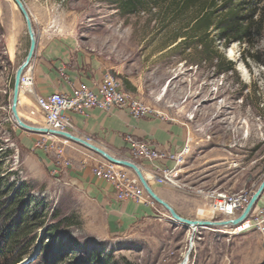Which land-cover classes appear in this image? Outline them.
Masks as SVG:
<instances>
[{"label": "rangeland", "instance_id": "rangeland-1", "mask_svg": "<svg viewBox=\"0 0 264 264\" xmlns=\"http://www.w3.org/2000/svg\"><path fill=\"white\" fill-rule=\"evenodd\" d=\"M23 2L33 20L37 39L44 29L49 34L77 40L111 63L123 64L128 75L150 89L143 97L129 92L156 112L153 115L159 111L148 101L160 105L167 116L185 124L188 146L178 167L184 187L176 189L196 202L206 201L197 192L201 187L230 192L247 189L252 193L258 188L264 179V0H255L257 17L263 21L258 35L251 41L220 37L216 24L227 15L223 9L215 13L216 24L210 29L208 39L186 51L176 47L182 38L177 42L172 38L181 29L186 30L198 6L172 21V11L164 9L165 6L149 5L140 11L125 13L119 0ZM246 6L243 5L244 10ZM244 10L241 14H248L250 9ZM204 43L210 45L207 54L202 53ZM29 47L26 23L17 4L14 0H0L3 176L6 183L27 182L33 196L49 200L45 224L53 222V209L63 215L77 216L80 223L69 228L61 240H75L80 244L73 249L75 258L70 257L72 251L68 250L62 264H68L70 258L78 264L92 245L102 246L113 260L133 264H179L189 247L188 264H264V238L256 230L236 234L224 227L206 226L194 231L173 220L162 205L163 213L139 220L118 234L89 229L67 193L60 196L56 178L49 174L39 178V145H36L39 133L25 130L13 117L15 76ZM215 52L233 70L223 71ZM210 53L214 55L213 60L206 57ZM33 61L34 57L24 75L33 76ZM34 96V86L23 88L21 81L20 116L26 123L39 126V116L30 114L35 105ZM156 98H159L157 104L152 102ZM193 207L197 210L198 205ZM207 215L209 219L203 220H211L216 213L210 210ZM30 231L1 256L0 264H48L51 257L48 244L52 239L44 236L45 225L39 226L38 220Z\"/></svg>", "mask_w": 264, "mask_h": 264}, {"label": "crops", "instance_id": "crops-1", "mask_svg": "<svg viewBox=\"0 0 264 264\" xmlns=\"http://www.w3.org/2000/svg\"><path fill=\"white\" fill-rule=\"evenodd\" d=\"M37 23L39 24V17ZM31 68L35 95L70 93L81 84L97 90L107 74L116 77L125 89L139 96L143 97L150 90L148 86L128 75L123 64L111 63L83 47L77 40L64 35L49 34L44 29L38 34ZM35 99L34 96V101ZM152 102L157 104L159 98ZM147 103L161 114L137 118L126 108L113 107L91 108L85 113L69 110L66 116L74 124L75 135L104 148L115 157L131 158L126 140L128 135L146 141L162 151H181L188 137L185 124L167 116L160 105L155 106L149 101ZM39 126H45L44 118L40 114ZM102 159L99 154L81 144L63 137L39 133V178L48 174L56 178L60 196L67 193L89 229L118 234L128 230L139 220L163 213L162 206L155 200V205L149 202L119 200L114 185L96 176L93 171ZM135 162L151 180L152 165L138 159ZM164 163L172 165L170 161ZM150 183L155 192L182 216L209 219L207 213L210 210L206 201L193 202V198L174 187L158 184L156 180H151ZM195 204L198 205L197 210L193 207ZM259 204L264 205V193ZM262 246L264 249V243Z\"/></svg>", "mask_w": 264, "mask_h": 264}, {"label": "built area", "instance_id": "built-area-1", "mask_svg": "<svg viewBox=\"0 0 264 264\" xmlns=\"http://www.w3.org/2000/svg\"><path fill=\"white\" fill-rule=\"evenodd\" d=\"M22 86H34V79L31 74L26 73L24 75ZM29 89L32 90V88ZM35 98L34 108L30 111L31 116L36 117L40 114L44 118L46 127L72 133L74 124L66 116V112L69 110L85 113L91 108H126L137 118L156 113L140 98L126 90L120 81L111 74H107L104 77L97 90L92 89L87 84H81L74 87L70 93L36 94ZM157 115H159L158 112ZM126 140L131 151V158L129 159L146 161L152 165L151 180H156L158 184L178 189L184 187L179 177L180 170L178 167L187 151V144L181 151L171 153L159 150L150 143L139 140L132 135H128ZM37 145H39V142ZM167 161L172 162V165H166L164 162ZM93 171L96 176L114 185L119 200L156 204L132 170L102 159L95 165ZM197 192L205 196L209 209L216 213L215 216L210 218L211 220H227L237 217L241 214L253 194L247 189L230 192L219 188L204 187L198 188ZM219 215L222 218L218 219ZM219 226L227 228L231 233L236 234L256 230L264 238V205L258 204L252 213L238 224Z\"/></svg>", "mask_w": 264, "mask_h": 264}, {"label": "trees", "instance_id": "trees-1", "mask_svg": "<svg viewBox=\"0 0 264 264\" xmlns=\"http://www.w3.org/2000/svg\"><path fill=\"white\" fill-rule=\"evenodd\" d=\"M120 7L125 13L140 11L147 6L164 7L169 12L172 11V21L189 11L192 7L198 6L197 13L194 18L189 20L185 26L186 30H180L172 38L177 42V48L183 47L184 51L191 47H198V44L208 39L210 29L216 24L215 13L218 10H227L225 18L217 22V29L220 31V37L225 40L246 41L252 40L260 30L262 18L257 17L258 8L255 0H119ZM247 4L246 9H250L249 13L241 14L244 10L243 5ZM200 5V7H199ZM244 10V11H245ZM187 31V32H186ZM206 44V43H204ZM209 44L205 45L202 53H209ZM211 54V53H210ZM219 57V66H223V71L233 70L232 66H225L227 61L223 56L215 52ZM214 55L206 56L213 60ZM3 156L0 153V258L6 251H9L16 241L25 238L31 233L30 228L36 225L39 220V226L46 227L45 237L52 239L48 244V250L51 254L48 264L56 262L62 264L64 262L63 255L68 254V250L72 251L70 257L75 258L76 252L74 247L78 243L75 240L64 241L62 236L69 233V228L77 221V216L63 215L57 209H53L50 224H45L47 218V209L49 200L46 197H35L30 191L31 187L27 182L22 181L18 185L15 183H6L3 176ZM44 237V238H45ZM25 252V251H24ZM23 252V254H24ZM22 253V252H21ZM70 253V252H69ZM19 261V260H18ZM68 264H74L70 258ZM77 264V263H75ZM78 264H133L130 261L120 262L113 260L110 253H106L104 248L99 245H92L86 252V257L78 262Z\"/></svg>", "mask_w": 264, "mask_h": 264}, {"label": "water", "instance_id": "water-1", "mask_svg": "<svg viewBox=\"0 0 264 264\" xmlns=\"http://www.w3.org/2000/svg\"><path fill=\"white\" fill-rule=\"evenodd\" d=\"M14 2L17 4L25 20L27 31H28L29 38H30V47H29L27 57L25 61L20 65V67L18 68L16 72L14 93H13V99H12V105H11L13 117L18 121L19 126L33 133L50 134L53 136H59V137L66 138L72 142L81 144L89 148L90 150L99 154L103 159H105L108 162H111L113 164H117V165H120V166H123L125 168L132 170L137 175L139 180L141 181L147 193L156 202L162 205L169 212L173 220L179 221L180 223L184 224L186 227L193 226V227L198 228V227H206V226H212V225L216 226V225H225V224H238L242 222L243 220H245L252 213V211L254 210L256 205L259 203L264 193V179L261 181L258 188L253 192L249 202L246 204L241 214L238 215L237 217L227 219V220H203V219H197V218H188V217H184L181 214H179L177 210L170 203L165 201L155 192L148 178L143 173L141 167L134 160L129 159V158L115 157L114 155L109 153L104 148L92 143L91 141L87 139H83L82 137H79L72 132L55 130V129L48 128L46 126H34V125H30L26 123L21 118L19 110H18V106L20 103V97H21V81H22V77L25 73L26 68L30 65L31 60L35 56V52L37 48V38H36L34 27H33V20L23 0H14Z\"/></svg>", "mask_w": 264, "mask_h": 264}, {"label": "bare ground", "instance_id": "bare-ground-1", "mask_svg": "<svg viewBox=\"0 0 264 264\" xmlns=\"http://www.w3.org/2000/svg\"><path fill=\"white\" fill-rule=\"evenodd\" d=\"M23 88H25V86H23ZM14 120L16 121L17 124H19L18 121L15 118H14ZM216 226H219V225H216ZM189 227H191V226H189ZM191 228H192V230H197L198 229L197 227H193V226ZM190 248L191 247H189V249L184 253L183 258H182V260H181V262L179 264H188L189 263Z\"/></svg>", "mask_w": 264, "mask_h": 264}]
</instances>
